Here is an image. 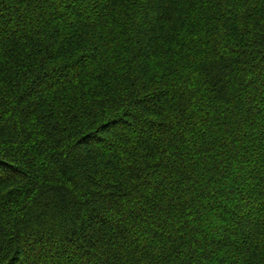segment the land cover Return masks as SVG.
Here are the masks:
<instances>
[{"label": "trees", "instance_id": "1", "mask_svg": "<svg viewBox=\"0 0 264 264\" xmlns=\"http://www.w3.org/2000/svg\"><path fill=\"white\" fill-rule=\"evenodd\" d=\"M0 264H264V0H0Z\"/></svg>", "mask_w": 264, "mask_h": 264}]
</instances>
